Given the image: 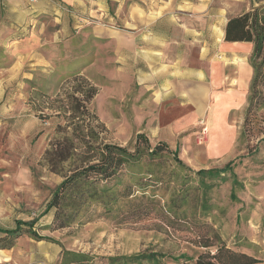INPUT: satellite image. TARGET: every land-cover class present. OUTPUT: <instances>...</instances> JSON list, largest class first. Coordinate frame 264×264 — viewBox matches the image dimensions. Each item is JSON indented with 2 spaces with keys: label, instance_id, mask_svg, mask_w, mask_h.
<instances>
[{
  "label": "rangeland",
  "instance_id": "obj_1",
  "mask_svg": "<svg viewBox=\"0 0 264 264\" xmlns=\"http://www.w3.org/2000/svg\"><path fill=\"white\" fill-rule=\"evenodd\" d=\"M189 1L111 0L98 12L66 8L60 21L58 14L39 18L34 56L24 53L12 68L0 48V229L37 219L35 231L56 242H37L27 235L12 240L0 233V264H55L61 248L93 255L97 264H104L101 257L145 251L185 255L186 264H195V257L205 251L198 244L202 237L212 243V253L224 245L264 264V53L263 61L256 62L262 63L256 83L252 74L246 102L237 112L214 116L210 105L196 121L172 122L159 115L162 107L122 70L114 52L113 40L131 33L130 24L122 21L128 4L134 6L132 15L149 11L148 19H153L173 11L169 14L181 21ZM208 1L220 8L214 18L219 27L218 22L264 5V0ZM84 84L96 89L87 104L96 152L102 144L132 152L136 135L143 134L151 148L164 143L177 150L182 163L194 171L232 161V174L222 175L224 181L200 180L171 156L152 157L142 147L139 160L123 166L115 178L81 187L97 192L105 187L115 202L103 206L88 200L73 223L55 228L53 209L40 215L62 175L49 171L44 153L63 134L57 127L63 128L70 115L59 107ZM233 178L238 185H232ZM164 264L175 263L166 258Z\"/></svg>",
  "mask_w": 264,
  "mask_h": 264
},
{
  "label": "crops",
  "instance_id": "obj_2",
  "mask_svg": "<svg viewBox=\"0 0 264 264\" xmlns=\"http://www.w3.org/2000/svg\"><path fill=\"white\" fill-rule=\"evenodd\" d=\"M107 1L111 0H0V48L8 54V67L13 68L25 54L35 55L39 18L58 14L60 21L66 8L98 12L99 7H107ZM187 3L186 18L181 21L169 14L173 11L153 19H148L149 11L132 15L134 6L128 4L122 21L130 24L131 33L113 40L122 70L132 74L154 104L162 107L159 115L172 122L196 121L210 105L214 116L237 112L246 102L253 74L249 64L252 44L224 41L227 19L218 22L220 27L214 19L220 8H212L208 0ZM188 106L195 108L188 111ZM173 107L182 110L174 113Z\"/></svg>",
  "mask_w": 264,
  "mask_h": 264
},
{
  "label": "trees",
  "instance_id": "obj_3",
  "mask_svg": "<svg viewBox=\"0 0 264 264\" xmlns=\"http://www.w3.org/2000/svg\"><path fill=\"white\" fill-rule=\"evenodd\" d=\"M225 42H243L252 44V52L249 64L255 76L254 84L257 80L258 70L262 63H256L257 60L263 61L264 53V5L253 7L250 11L240 15L230 17L224 28ZM253 79V78H252ZM80 97H75V94ZM96 95V89L88 84L75 89L73 95L68 96L67 105L59 107V112L70 115L67 118V124L57 127L63 134L59 139L51 144L50 148L44 153V160L49 171L55 174H61L62 180L51 193V197L40 216L46 215L50 210H54L52 225L57 229L68 227L79 216L81 209L88 203V200L100 202L103 206H108L110 202H115L114 195H108L105 187L97 192L95 188L82 190L83 185L96 184L104 181L107 183L115 178L119 170L129 162H136L142 156L141 148H147L149 156H159L166 154L172 157V160L184 170L195 174L200 180L221 179L226 173L232 174L233 162L226 163L222 168L200 169L194 171L184 165L178 157L177 150L171 149L164 143H158L153 148L143 134L136 135L133 151L128 148L117 145L102 144L98 151L92 148L91 142L95 134L90 127V120L93 116L87 110V104ZM86 115L87 118L83 117ZM70 128V130H67ZM264 149V138L261 139ZM65 166L68 167L67 173H64ZM92 178V180H90ZM235 178V177H234ZM233 178L232 185H238ZM93 183V184H92ZM102 198V199H101ZM100 200V201H99ZM37 219L30 222H18L12 229H0V233L10 239H17L22 235H27L34 241H48L56 243L54 240L44 237L35 231ZM25 227L26 229H23ZM46 230V227H40ZM213 238H217L213 234ZM198 241L200 247L205 251L195 257V264H256V261L243 253H236L226 248L224 245L216 246L215 252L208 250L212 243L205 238ZM170 258L175 264H186L185 255L178 257H169L162 253L142 252L132 255H116L101 257L104 264H164V260ZM186 259V260H185ZM190 260V259H189ZM55 264H97L96 257L88 253L79 251H70L61 248L59 258Z\"/></svg>",
  "mask_w": 264,
  "mask_h": 264
},
{
  "label": "bare ground",
  "instance_id": "obj_4",
  "mask_svg": "<svg viewBox=\"0 0 264 264\" xmlns=\"http://www.w3.org/2000/svg\"><path fill=\"white\" fill-rule=\"evenodd\" d=\"M219 33H220V32H219ZM219 33H218V34H219ZM238 61H239V60H238Z\"/></svg>",
  "mask_w": 264,
  "mask_h": 264
}]
</instances>
